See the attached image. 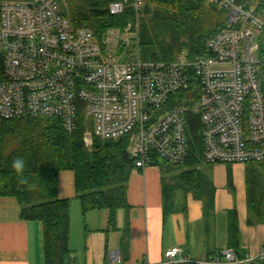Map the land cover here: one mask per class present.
Instances as JSON below:
<instances>
[{
  "label": "built area",
  "instance_id": "1",
  "mask_svg": "<svg viewBox=\"0 0 264 264\" xmlns=\"http://www.w3.org/2000/svg\"><path fill=\"white\" fill-rule=\"evenodd\" d=\"M208 1L228 17L208 39L205 52L148 61L138 50L144 0L110 2V14L129 6L134 20L107 28L100 39L66 18L61 0H2L0 118L56 117L71 132L81 110L92 123L84 133L87 144L92 136L129 135L133 168L143 169L158 161L182 165L187 160L189 116L194 114L205 163L264 162V19L236 0ZM193 78L199 84L197 99L169 101ZM163 255L166 264L264 261V249L238 256L226 248L193 259L172 246ZM118 259L117 252L111 254L112 262Z\"/></svg>",
  "mask_w": 264,
  "mask_h": 264
},
{
  "label": "trees",
  "instance_id": "2",
  "mask_svg": "<svg viewBox=\"0 0 264 264\" xmlns=\"http://www.w3.org/2000/svg\"><path fill=\"white\" fill-rule=\"evenodd\" d=\"M112 1L117 0H61V11L75 27L90 28L100 39L107 28L123 27L134 20L129 6L121 14H110L107 7ZM236 2L244 8H254L264 19V0ZM209 9L219 8L208 0H144L138 28L140 58L169 61L182 52L189 58L204 53L208 39L225 26L217 22L211 28L206 27ZM198 95L199 84L193 78L187 88L171 94L169 101L179 96L181 101L191 103ZM189 121L187 160L182 165L154 163L162 175L164 214L174 210V192L183 191L203 203V214L208 220L214 210L216 186L211 167L215 164L203 161L197 115L191 114ZM89 128L92 123L85 119L81 110L71 132L65 130L56 117L0 118V197H12L17 201L20 219L41 223L44 264L73 263L69 248L70 199L58 196L60 172L73 173L75 195L83 215L89 210H107L108 227L116 229L117 210L129 209L126 192L134 165L128 152L130 136L117 139L92 136L91 143L87 144L84 133ZM18 158L24 161L22 176L12 167ZM243 165L247 220L250 224H264V162ZM227 166V186L233 190L231 164ZM127 227L126 219L123 247H127ZM228 248L238 256L244 255L238 251V216L234 209L228 211Z\"/></svg>",
  "mask_w": 264,
  "mask_h": 264
},
{
  "label": "crops",
  "instance_id": "3",
  "mask_svg": "<svg viewBox=\"0 0 264 264\" xmlns=\"http://www.w3.org/2000/svg\"><path fill=\"white\" fill-rule=\"evenodd\" d=\"M226 165L217 163L211 167L216 192L214 210L208 220L203 214V203L190 193L192 197H186L184 212L174 206V210L165 215L159 166L133 168L126 192L129 209L117 210L116 229L108 227L107 210L81 213L73 173L60 172L58 196L70 199L72 264H140L143 260L166 264L163 253L172 246H179L190 258H204L228 248V211L233 209L238 216L239 253L262 251L264 224H250L247 220L245 166L231 164V171L241 178L238 187L235 189L233 185L231 190L227 186V172L223 173L224 168L228 169ZM19 211L14 198L0 197V264H44L42 225L38 221L20 219ZM126 219L127 247H123ZM114 252L119 254V259L112 262Z\"/></svg>",
  "mask_w": 264,
  "mask_h": 264
},
{
  "label": "rangeland",
  "instance_id": "4",
  "mask_svg": "<svg viewBox=\"0 0 264 264\" xmlns=\"http://www.w3.org/2000/svg\"><path fill=\"white\" fill-rule=\"evenodd\" d=\"M227 17H228V13L225 10L218 9V10H214L213 11V10L209 9V14L206 17V21L208 23L206 25V27L207 28H211L217 22H223V24H225L226 20H227ZM263 47H264V41H263ZM225 172H227V169L224 168L223 173L225 174ZM232 173H233V171H232ZM240 175H241V172H240ZM232 176L234 178L233 179V185L235 186L234 188L236 189V187H238V181H240L241 178L240 177L238 178L237 176H235V173H233ZM218 188H220V186H218ZM221 188H222V186H221ZM189 195H190L189 193H186V192H183V191L174 192V194H173V203H174V206L177 207L176 208L177 210H179L181 212H184L183 207H185V205H186L185 204V200H187L186 197L189 196ZM78 217H80V216H78Z\"/></svg>",
  "mask_w": 264,
  "mask_h": 264
},
{
  "label": "clouds",
  "instance_id": "5",
  "mask_svg": "<svg viewBox=\"0 0 264 264\" xmlns=\"http://www.w3.org/2000/svg\"><path fill=\"white\" fill-rule=\"evenodd\" d=\"M12 167L13 169L15 170V172L18 174V175H21L23 174V171H24V161L22 159H16L13 161V164H12Z\"/></svg>",
  "mask_w": 264,
  "mask_h": 264
}]
</instances>
